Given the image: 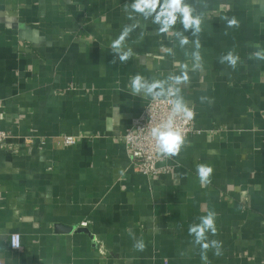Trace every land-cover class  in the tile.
<instances>
[{
  "label": "crops",
  "instance_id": "1",
  "mask_svg": "<svg viewBox=\"0 0 264 264\" xmlns=\"http://www.w3.org/2000/svg\"><path fill=\"white\" fill-rule=\"evenodd\" d=\"M133 2L0 0V125L12 133L0 146V264H205L188 229L209 211L221 254L210 247L207 264H264V59L253 55L264 0H185L195 36L179 18L164 34L152 17L128 19ZM137 22L121 62L111 43ZM229 52L235 68L221 62ZM136 74L195 109L171 176L149 178L128 156L125 129L161 92H134ZM200 164L213 169L207 185Z\"/></svg>",
  "mask_w": 264,
  "mask_h": 264
},
{
  "label": "clouds",
  "instance_id": "2",
  "mask_svg": "<svg viewBox=\"0 0 264 264\" xmlns=\"http://www.w3.org/2000/svg\"><path fill=\"white\" fill-rule=\"evenodd\" d=\"M131 9V12H129ZM125 12H128V19H133V14H142L145 18L152 17V22L159 24L160 28L158 29V34H164L169 32L170 29L176 24L177 19H180V23L183 25L185 30L193 28V35L201 31L200 24L201 19L199 15H193L194 9L185 2V0H134L131 5H124ZM179 14V16H178ZM228 26H239L238 21L235 18L227 20ZM139 24L133 23L131 25H124L122 31L116 39L111 43L113 51L121 53L119 59L121 62L128 61L133 55L131 48H128L127 51H122L125 41L130 36ZM143 36V33H141ZM178 36H181L180 44L181 47L189 42L186 36H183L182 33H177ZM259 47V45H256ZM196 47L199 49V41H196ZM258 59H264V50L256 52L253 54ZM195 60L197 63L194 67H200V55L197 51L194 53ZM238 56H234L231 52L225 57L222 58L221 62L227 60L233 68H235ZM114 62V61H113ZM186 68V65L182 66ZM177 83H180L181 80L187 82L188 75L185 71L182 77L175 78ZM132 88L134 92H139L141 89L146 88L149 93H152L154 89L161 88V92L156 95H163V89L161 82H154L151 85H147L144 81V78L140 74H136L132 77L131 80ZM171 92V90H170ZM174 94V93H172ZM173 116L176 114L182 113L183 117L186 120H191L194 118V112L189 110L181 102H176L175 106L172 109ZM152 135L156 139V148L159 153L166 154L167 156H175L179 154L182 145L185 143V138L181 130L173 126V120L170 117L167 122L161 124L159 127L152 130ZM213 169L205 164H200L197 166V175L199 177L200 183L202 185H207L211 182L210 177L212 175ZM215 212L209 211L207 215L200 217L201 223L199 225L189 226V235L195 234V242L201 245V259L207 264V250L212 247L215 248V255H220L221 243L216 240H212L210 243L207 241L206 232H211L213 235L216 234L217 228L215 225ZM14 246L18 247V244L14 242ZM134 247L138 250H143L145 244L143 241H137Z\"/></svg>",
  "mask_w": 264,
  "mask_h": 264
},
{
  "label": "built area",
  "instance_id": "3",
  "mask_svg": "<svg viewBox=\"0 0 264 264\" xmlns=\"http://www.w3.org/2000/svg\"><path fill=\"white\" fill-rule=\"evenodd\" d=\"M171 90V92H170ZM174 93V94H172ZM0 98V108H1ZM177 102L175 87L169 85L163 95L152 94L145 103L139 114L132 119L131 124L124 131V144L131 163L142 174L149 178L171 176L178 163L175 156L161 154L156 148V139L152 130L168 121L171 117L173 126L182 131L184 138L198 131L193 106H186L194 112V118L186 120L182 113L173 116L172 109ZM12 133L0 125V146L3 145ZM77 142V136L72 134L63 135V143L72 145ZM87 221L81 222V226H87ZM14 242L18 247L14 246ZM10 244L13 249L21 247V235L13 233L10 236Z\"/></svg>",
  "mask_w": 264,
  "mask_h": 264
}]
</instances>
